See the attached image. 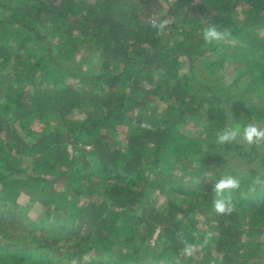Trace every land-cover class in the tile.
<instances>
[{
	"label": "trees",
	"instance_id": "16d2710c",
	"mask_svg": "<svg viewBox=\"0 0 264 264\" xmlns=\"http://www.w3.org/2000/svg\"><path fill=\"white\" fill-rule=\"evenodd\" d=\"M259 18L264 0H0V128L19 139L0 137V264H264V187L238 177L218 215L191 164L242 155L216 142L224 104L264 119ZM209 24L232 40L205 43Z\"/></svg>",
	"mask_w": 264,
	"mask_h": 264
},
{
	"label": "rangeland",
	"instance_id": "374dc122",
	"mask_svg": "<svg viewBox=\"0 0 264 264\" xmlns=\"http://www.w3.org/2000/svg\"><path fill=\"white\" fill-rule=\"evenodd\" d=\"M164 8H167V4L166 2H162ZM175 11V10H174ZM171 11L172 13V18H174L175 16V12ZM161 14V15H160ZM159 17H164L165 21H170L171 17H170V13L166 14L165 11H163V13H160ZM264 25V19L259 18L258 21H256L255 23H253V27L256 28L258 26H262ZM229 40H232L229 38ZM251 43V41H249V39L246 38V41L242 42V46L244 45H249ZM167 48H169V46H167ZM166 48V49H167ZM250 53H246L247 55H250L252 57H255V60H259L260 58L258 57L260 54L258 53L257 50L255 49H250L249 50ZM236 72V69L231 70L229 73H233ZM228 73V74H229ZM159 75V72H158ZM28 88H33V84L28 85ZM223 109L226 110L227 117H228V124L229 126H235L237 124L239 125H246L248 124V122H246V116H233L235 112L230 110H227V105L224 104L223 105ZM73 111H78L76 105L74 106V110ZM211 112V111H210ZM207 115V114H206ZM205 115V116H206ZM208 117V115H207ZM207 118H204V120ZM252 123H256L258 124L260 127H264V119L262 120H254ZM201 126V125H200ZM209 130L208 131H213L215 129L218 128V126L215 125H209ZM18 133V132H15ZM24 137L26 138V140L28 141V143H30V137L27 135V133H23ZM0 137H2L3 142L5 144L6 147L10 148L9 143L10 142H14L19 140L17 137H15L13 135V133H7L4 129L0 128ZM9 142V143H8ZM239 144L241 145L242 148V155L236 152H234L231 148L227 149L224 151V153L221 155L220 159L216 162L213 161L214 160V156H215V149H211L208 150L204 155V157L202 159H197L191 162V164L194 165H198L199 169L197 170V172L194 174L193 178L194 181L197 182H202V183H208L210 181L211 178L213 179H218L220 177L223 176H227L229 174H225L227 171H233V173H231V176H234L236 178L238 177H244L245 175H250L253 177L256 176H261L262 179H264V146L261 147H255L254 151H257L258 154H255L252 150L251 147L241 143L238 140ZM27 143V144H28ZM22 145L25 147V144L22 143ZM35 148H37L36 144H34V146L32 145L29 149H28V153L30 154H34L36 152H38V150H35ZM25 149L27 148H23V150L25 151ZM222 151V150H221ZM151 181V180H150ZM21 193H28L32 196H34V192H24L21 189ZM22 194V197L19 196V199L22 202H30V198L28 197L29 195L27 194ZM43 196V195H41ZM157 199H159V201H161V195L157 194ZM43 205L47 206V203H42ZM62 210V209H61ZM195 213H197V209H195ZM199 217L204 216V214L202 212L197 214ZM170 231H172V228L170 229ZM159 233V228L157 227L154 232L151 234V236L149 237V243L151 244L150 246H153L156 242V236ZM211 264V262L209 263Z\"/></svg>",
	"mask_w": 264,
	"mask_h": 264
},
{
	"label": "clouds",
	"instance_id": "9594fccd",
	"mask_svg": "<svg viewBox=\"0 0 264 264\" xmlns=\"http://www.w3.org/2000/svg\"><path fill=\"white\" fill-rule=\"evenodd\" d=\"M166 22H161L153 27L163 29ZM231 33L227 29H221L216 24H209L203 28L202 37L205 43L212 44L213 42L220 44L227 41ZM146 126V125H142ZM239 140L241 143L251 147L264 146V127H260L256 123H248L246 125L228 126L216 133V142L219 144L231 143ZM264 187V179L261 176L252 178L249 186V191L255 192L256 186ZM240 187V181L231 175L220 177L214 180L212 192L214 199L212 201L213 211L218 215L231 214L233 209V202L231 193ZM210 235L205 236L204 243L206 244L210 239ZM181 243L184 245L183 254L187 257L194 255L196 248L193 244L189 243L185 238L181 237Z\"/></svg>",
	"mask_w": 264,
	"mask_h": 264
}]
</instances>
